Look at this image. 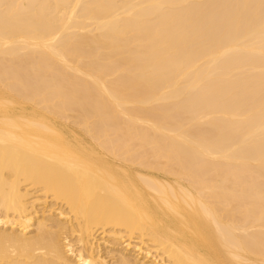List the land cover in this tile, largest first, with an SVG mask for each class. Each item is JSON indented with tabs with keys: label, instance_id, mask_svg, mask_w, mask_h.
I'll list each match as a JSON object with an SVG mask.
<instances>
[{
	"label": "bare ground",
	"instance_id": "6f19581e",
	"mask_svg": "<svg viewBox=\"0 0 264 264\" xmlns=\"http://www.w3.org/2000/svg\"><path fill=\"white\" fill-rule=\"evenodd\" d=\"M0 264H264V0H0Z\"/></svg>",
	"mask_w": 264,
	"mask_h": 264
}]
</instances>
